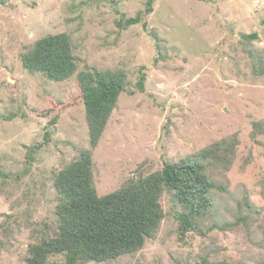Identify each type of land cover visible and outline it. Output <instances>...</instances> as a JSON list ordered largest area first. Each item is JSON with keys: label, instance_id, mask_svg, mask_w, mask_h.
I'll return each instance as SVG.
<instances>
[{"label": "rangeland", "instance_id": "374dc122", "mask_svg": "<svg viewBox=\"0 0 264 264\" xmlns=\"http://www.w3.org/2000/svg\"><path fill=\"white\" fill-rule=\"evenodd\" d=\"M147 2L0 0V264H27L31 245L57 235L55 177L90 149L83 103L54 125L37 114L78 97L76 75L57 83L22 65L36 41L60 33L72 39L78 72L127 73L93 154L99 196L239 140L229 171L210 167L214 204L199 232L181 237V207L164 190V220L143 250L86 264H264V138L252 137L264 121V0H156L146 15ZM140 13L139 24H126Z\"/></svg>", "mask_w": 264, "mask_h": 264}, {"label": "trees", "instance_id": "16d2710c", "mask_svg": "<svg viewBox=\"0 0 264 264\" xmlns=\"http://www.w3.org/2000/svg\"><path fill=\"white\" fill-rule=\"evenodd\" d=\"M156 0H148L146 15L153 12ZM140 13L126 22L139 24ZM147 29V23L144 22ZM157 38L155 33H152ZM256 39L257 33L244 36ZM22 65L30 73H41L52 82H65L76 75L80 89L78 97L69 104L51 103L39 116L56 124L67 108L83 103L89 130L90 149L62 169L55 177L54 188L60 197L55 214L58 233L29 247L27 264L50 263L54 255H63L64 264L103 263L140 252L148 240L157 234L165 214L161 204L164 190L174 193L182 212L176 215L180 235L200 230V223L213 208L210 193L216 188L210 177V167L229 171L239 145L237 136L215 142L193 156L178 162H165L157 171L131 180L119 190L99 196L94 181V150L98 147L119 98L127 91V73L86 69L78 72L77 57L72 39L67 33L39 39L22 56ZM145 77L138 82V90L145 91ZM264 138V121L253 123L252 137ZM47 137V135H46ZM42 148L29 149L30 159ZM201 264H230L228 262Z\"/></svg>", "mask_w": 264, "mask_h": 264}]
</instances>
